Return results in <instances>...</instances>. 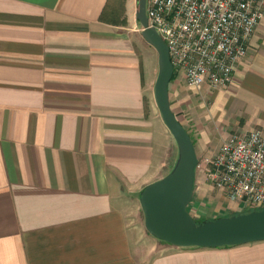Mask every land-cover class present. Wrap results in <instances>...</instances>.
<instances>
[{
  "label": "crops",
  "instance_id": "obj_1",
  "mask_svg": "<svg viewBox=\"0 0 264 264\" xmlns=\"http://www.w3.org/2000/svg\"><path fill=\"white\" fill-rule=\"evenodd\" d=\"M123 1L0 0V264H264V240L179 247L137 222L141 189L177 148L147 109L135 46L153 47L135 15L132 24L117 12ZM179 82L167 85L177 117ZM234 86L248 112L219 126L216 144L203 139L204 111L182 124L196 155L232 132L264 133V12L218 91ZM200 182L195 168L188 213L219 217L203 215Z\"/></svg>",
  "mask_w": 264,
  "mask_h": 264
},
{
  "label": "built area",
  "instance_id": "obj_2",
  "mask_svg": "<svg viewBox=\"0 0 264 264\" xmlns=\"http://www.w3.org/2000/svg\"><path fill=\"white\" fill-rule=\"evenodd\" d=\"M144 12L147 26L166 45L173 79L195 90H219L246 55L264 0H145ZM202 170L227 201L264 208L261 129L230 133L213 155L203 158Z\"/></svg>",
  "mask_w": 264,
  "mask_h": 264
},
{
  "label": "water",
  "instance_id": "obj_3",
  "mask_svg": "<svg viewBox=\"0 0 264 264\" xmlns=\"http://www.w3.org/2000/svg\"><path fill=\"white\" fill-rule=\"evenodd\" d=\"M144 1L137 0L135 18L141 27V37L156 52L157 73L152 98L177 148L170 170L145 184L139 193L144 229L152 236L179 247H217L264 240V208L199 223L186 210L192 195L197 157L189 134L169 106L167 85L172 72L171 64L165 43L152 27L147 26Z\"/></svg>",
  "mask_w": 264,
  "mask_h": 264
},
{
  "label": "rangeland",
  "instance_id": "obj_4",
  "mask_svg": "<svg viewBox=\"0 0 264 264\" xmlns=\"http://www.w3.org/2000/svg\"><path fill=\"white\" fill-rule=\"evenodd\" d=\"M124 0L122 5H117L118 13L125 19L127 22L131 21L133 24V18L135 11L137 9V0ZM138 23V22H137ZM135 50L138 53V59L140 62L143 78V88L142 93L144 96L147 109L153 111L159 116L156 108H151L152 102V87L155 75L157 73V59L156 52L148 50L144 47L135 46ZM173 79V78H172ZM180 89V104L179 107L182 109L178 113V118H181V122L187 128L192 123V116L199 113H204L200 116V121L203 126V139L210 146L216 144L219 140L217 128L224 127L228 125L234 115H244L248 112L246 108L241 104L243 101L242 93L235 86L230 91H218V90H206L204 88L201 91L189 88H186L182 82L178 83ZM220 90V89H219ZM241 101V102H240ZM155 107V106H154ZM238 121V120H237ZM239 126H242L240 123ZM258 127V126H255ZM260 128V127H259ZM248 130V128L242 130ZM227 132L234 131V128L227 127ZM213 153H201L198 152L196 155L198 166L196 167L197 176L200 178L201 183V192L196 194V202L201 204L203 209V215L210 216L215 214L217 216H225L236 214L240 212H246L252 209L244 207V205L239 202L235 205L227 201L225 196L212 187L209 182L205 179L203 175L202 165L203 158L210 157ZM136 210V219L139 224L143 223L142 212L139 205ZM195 219H199L197 215L194 216Z\"/></svg>",
  "mask_w": 264,
  "mask_h": 264
},
{
  "label": "trees",
  "instance_id": "obj_5",
  "mask_svg": "<svg viewBox=\"0 0 264 264\" xmlns=\"http://www.w3.org/2000/svg\"><path fill=\"white\" fill-rule=\"evenodd\" d=\"M173 78V75H171V77H170V80ZM175 115V118L178 120V122L182 125V123H181V121L179 120V118L177 117V115L176 114H174ZM186 210H187V208H186ZM194 219V221L196 222V223H199V222H201V221H203V220H206V219H195V218H193Z\"/></svg>",
  "mask_w": 264,
  "mask_h": 264
}]
</instances>
